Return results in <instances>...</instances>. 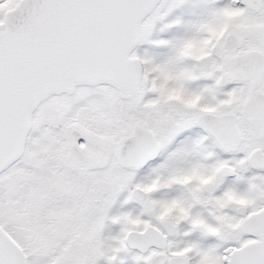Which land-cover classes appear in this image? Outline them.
<instances>
[{
	"label": "snow or ice",
	"instance_id": "6c2138e0",
	"mask_svg": "<svg viewBox=\"0 0 264 264\" xmlns=\"http://www.w3.org/2000/svg\"><path fill=\"white\" fill-rule=\"evenodd\" d=\"M0 264H264V0H0Z\"/></svg>",
	"mask_w": 264,
	"mask_h": 264
}]
</instances>
